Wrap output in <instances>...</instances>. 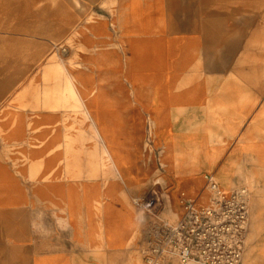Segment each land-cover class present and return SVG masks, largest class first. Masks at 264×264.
Returning a JSON list of instances; mask_svg holds the SVG:
<instances>
[{"label":"crops","instance_id":"1","mask_svg":"<svg viewBox=\"0 0 264 264\" xmlns=\"http://www.w3.org/2000/svg\"><path fill=\"white\" fill-rule=\"evenodd\" d=\"M207 176L247 190L243 264H264V0H0V210L24 239L31 208L64 223L8 264H146L133 200L160 190L176 222Z\"/></svg>","mask_w":264,"mask_h":264},{"label":"built area","instance_id":"2","mask_svg":"<svg viewBox=\"0 0 264 264\" xmlns=\"http://www.w3.org/2000/svg\"><path fill=\"white\" fill-rule=\"evenodd\" d=\"M206 180L212 193L210 204L198 207L186 202L176 222L163 218L166 198L160 190L133 200L151 220L146 264H161L166 258H176L180 264H243L248 192L243 188L226 194L213 176Z\"/></svg>","mask_w":264,"mask_h":264},{"label":"rangeland","instance_id":"3","mask_svg":"<svg viewBox=\"0 0 264 264\" xmlns=\"http://www.w3.org/2000/svg\"><path fill=\"white\" fill-rule=\"evenodd\" d=\"M109 25L112 26L111 33H113L119 41L123 32L115 25V23L113 26L109 22ZM75 69H85V67H82L80 64H71V83L77 82L78 79ZM109 76V74L102 75L103 79L106 81H109ZM96 81L99 82V78L96 77ZM82 82L92 86L95 82L94 76L88 74L83 78ZM0 205L3 206L2 204ZM10 214L11 212L9 209L0 210V264H8L9 261L13 260H16V262L21 260L22 263H29L37 258L44 257L45 249L41 250L39 248V243L40 239L44 240L47 228L61 230L64 226L59 211L47 209L39 205L37 210L31 208L29 213H27L31 216L28 219L23 220V225H26L33 232H36L35 235H27L24 239V235L22 234L20 236V234H15L13 231L11 234L7 233L6 225L13 222V219L9 218Z\"/></svg>","mask_w":264,"mask_h":264}]
</instances>
